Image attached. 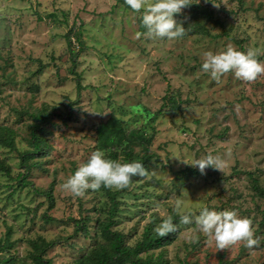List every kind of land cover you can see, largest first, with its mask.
Listing matches in <instances>:
<instances>
[{
	"label": "rangeland",
	"instance_id": "obj_1",
	"mask_svg": "<svg viewBox=\"0 0 264 264\" xmlns=\"http://www.w3.org/2000/svg\"><path fill=\"white\" fill-rule=\"evenodd\" d=\"M193 2L176 17L184 35L167 39L149 38L142 13L124 0H0V128L13 130L15 144H0L1 258L35 264L33 241L44 238L54 242L46 258L76 264L105 243L99 228L111 208L113 228L135 246L148 226L178 215L182 200L197 215L204 206L235 210L260 243L218 249L195 223L179 224L174 240L141 257L154 264H264V190L256 187L264 189V74L250 82L231 72L213 80L201 68L205 52L228 46L259 49L264 62V0H216L218 8ZM171 97L178 108L167 103ZM44 109L50 116L43 123ZM111 116L127 131L153 135L147 175L112 189L115 201L100 189L75 197L63 183L99 150L97 128ZM35 125L44 129L47 154L24 167ZM140 141L134 148L143 155L147 143ZM209 153L224 160L223 171L201 174L173 157ZM72 219L86 229L76 233Z\"/></svg>",
	"mask_w": 264,
	"mask_h": 264
},
{
	"label": "clouds",
	"instance_id": "obj_2",
	"mask_svg": "<svg viewBox=\"0 0 264 264\" xmlns=\"http://www.w3.org/2000/svg\"><path fill=\"white\" fill-rule=\"evenodd\" d=\"M124 2L133 11L142 13L141 23L149 38L167 39L184 35L186 28L176 17L194 3L193 0H124ZM199 2L200 0H195V3ZM205 2H211L217 8L220 6L216 0ZM259 55V49L249 48L241 51L228 46L216 53L205 52L201 68L213 80H219L224 74L231 72L236 78L250 82L264 74V62L257 59ZM173 157L178 158L182 164L198 168L201 174L209 167L222 171L224 168V160L219 155L211 153L200 158L180 155ZM145 175L147 169L142 162L114 160L109 158L105 151L96 150L65 180L63 189L75 197H83L88 190L97 191L101 187L115 190L126 188L134 176ZM174 210L179 215L180 224L195 223L200 233L214 239L218 249H226L240 242L245 248L250 249L260 243L259 239L254 237L251 221L239 216L235 210L216 211L204 206L199 209L197 215L186 210L182 200L176 201ZM177 230L178 225L171 217L163 219L154 229L158 236H166Z\"/></svg>",
	"mask_w": 264,
	"mask_h": 264
},
{
	"label": "trees",
	"instance_id": "obj_3",
	"mask_svg": "<svg viewBox=\"0 0 264 264\" xmlns=\"http://www.w3.org/2000/svg\"><path fill=\"white\" fill-rule=\"evenodd\" d=\"M123 1V0H119ZM144 30H146L144 28ZM82 84L78 81V90H81ZM168 104L172 105L174 109L178 108L175 98L168 99ZM49 113L46 109L41 110L38 118L43 123L49 119ZM41 126L35 125L32 131V148L24 151L21 155L22 164L24 167L30 165L29 161L34 157H42L47 154L45 147L47 146L46 140L43 138ZM13 130L10 128H0V144H6L7 146H15ZM143 137V141L147 144L144 146L145 154L141 155L140 152L135 150V145L141 144L140 138ZM152 137L147 135V132L143 128H135L127 131L124 127L123 121L117 116H111L105 122L99 124L97 128V145L99 150L109 151L108 157L111 159H119L122 157V162L139 161L142 162L145 168H149L150 160L153 158V152H149V145L151 144ZM36 155V156H35ZM136 177V176H134ZM133 177V178H134ZM132 178V179H133ZM28 185V182H26ZM258 190H264L256 183ZM104 193L115 201L118 191H113L109 188L101 187ZM116 208H111L108 215V220L104 221L100 228V234L105 240V243H101L90 251L78 258L76 264H154L152 256H148L146 259L141 257V254L150 250L159 249L167 243L174 240L179 231V216H172L174 223L178 225V230L174 233H169L166 236H158L154 231V226L150 225L146 228L143 238L137 242L135 246L125 244L124 235L122 232L115 230V213ZM46 221H51L54 218L51 216H45ZM75 221V232L83 231L86 229L84 221ZM8 241V240H7ZM54 245V242H50L41 238L40 240L33 241V250L31 258L35 264H54L52 259L46 258V251ZM12 246V243H8V248ZM6 247V243L0 246V251H3ZM0 264H10L9 258H1Z\"/></svg>",
	"mask_w": 264,
	"mask_h": 264
}]
</instances>
